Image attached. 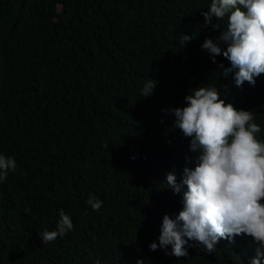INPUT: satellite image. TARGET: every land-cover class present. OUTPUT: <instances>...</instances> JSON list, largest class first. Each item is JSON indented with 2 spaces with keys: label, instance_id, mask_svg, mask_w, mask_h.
<instances>
[{
  "label": "trees",
  "instance_id": "obj_1",
  "mask_svg": "<svg viewBox=\"0 0 264 264\" xmlns=\"http://www.w3.org/2000/svg\"><path fill=\"white\" fill-rule=\"evenodd\" d=\"M211 2L0 0V154L18 165L0 182V264L151 261L146 249L159 243L164 215L183 208L186 186L174 193L167 173L179 183V167L197 155L166 110L216 87L264 124V83L237 86L235 70L224 75L231 62L201 47L227 26V16L219 29L216 17L205 23ZM182 34L192 39L183 44ZM151 78L156 87L143 97ZM90 195L103 201L99 211ZM61 209L74 227L44 244L40 232L56 229ZM222 240L215 253L188 247L178 261L255 256L252 237Z\"/></svg>",
  "mask_w": 264,
  "mask_h": 264
},
{
  "label": "clouds",
  "instance_id": "obj_2",
  "mask_svg": "<svg viewBox=\"0 0 264 264\" xmlns=\"http://www.w3.org/2000/svg\"><path fill=\"white\" fill-rule=\"evenodd\" d=\"M203 16L209 25L216 17L218 23L212 25L216 29L228 17L218 40L206 38L201 45L213 62L221 53L231 62L224 75L235 70L237 86L246 81L252 86L264 83V0H212ZM191 39L182 34L180 42ZM156 83L148 79L142 96L152 95ZM185 101L184 107L166 110L175 116L173 127L191 138L190 148L197 153L193 164L179 167V177L183 176L179 183L175 171L167 173L165 182L174 193L180 194L186 186L183 208L174 218L164 215L159 243L154 241L146 249L152 262L141 256L132 264H182L178 260L188 256V247L215 253L220 242L225 244L222 238L235 243L249 237L257 245L249 264H264V124L252 111L226 103L216 87L193 89ZM17 167L15 158L0 154V182ZM87 204L99 211L103 201L90 195ZM59 217L55 230L40 232L44 244L73 229V220L63 209Z\"/></svg>",
  "mask_w": 264,
  "mask_h": 264
}]
</instances>
